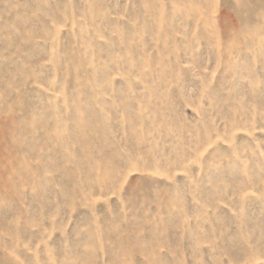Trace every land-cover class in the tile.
Here are the masks:
<instances>
[{
  "label": "rangeland",
  "instance_id": "374dc122",
  "mask_svg": "<svg viewBox=\"0 0 264 264\" xmlns=\"http://www.w3.org/2000/svg\"><path fill=\"white\" fill-rule=\"evenodd\" d=\"M0 264H264V0H0Z\"/></svg>",
  "mask_w": 264,
  "mask_h": 264
}]
</instances>
